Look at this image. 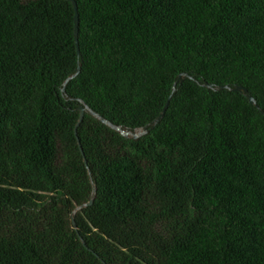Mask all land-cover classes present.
<instances>
[{
    "label": "trees",
    "instance_id": "obj_1",
    "mask_svg": "<svg viewBox=\"0 0 264 264\" xmlns=\"http://www.w3.org/2000/svg\"><path fill=\"white\" fill-rule=\"evenodd\" d=\"M75 1L0 0V264H264V0Z\"/></svg>",
    "mask_w": 264,
    "mask_h": 264
},
{
    "label": "water",
    "instance_id": "obj_2",
    "mask_svg": "<svg viewBox=\"0 0 264 264\" xmlns=\"http://www.w3.org/2000/svg\"><path fill=\"white\" fill-rule=\"evenodd\" d=\"M73 4V8H74V15H73V35H74V41H75V46H76V50L77 53H79V47H78V23H79V17H78V10H77V3L75 0H70ZM79 72V66H77L75 72L66 79V81L72 77H74L77 73ZM186 73H179L177 75V78L174 81V85L177 81H179L183 76H186ZM204 86L208 87V88H215V86H213V84L208 83V82H204L203 83ZM217 88L219 89H231V90H237V91H242L245 96L247 97L248 101L250 103H252L253 105H255L263 114H264V110L261 109L259 107V105L257 104L255 98L250 95L249 93H247V89L242 86V85H237L235 87H229L228 85H218ZM62 91H64V86L62 87ZM77 100L80 101V104L78 105V110H79V122L81 121L85 110H87L90 114H92L93 116L97 117L99 120H101L102 122L106 123L107 125H109L110 127H112L113 129H116L118 131H120L124 136H128L127 133L122 132L123 130H121L122 128L118 125H115L113 123H111L110 121H108L107 119L103 118L101 115H99L97 112L93 111L88 105L83 104V100L76 98ZM169 102V98H167L165 104L163 105V107L161 108V111L159 112V114L154 117L151 121H149L148 123H146L145 125L134 129V131L131 132V135L128 137H132V138H137L140 135L147 133L150 129H152L155 124L161 119V117L164 114V111L168 105ZM92 202V200H89L86 204H90Z\"/></svg>",
    "mask_w": 264,
    "mask_h": 264
},
{
    "label": "rangeland",
    "instance_id": "obj_3",
    "mask_svg": "<svg viewBox=\"0 0 264 264\" xmlns=\"http://www.w3.org/2000/svg\"><path fill=\"white\" fill-rule=\"evenodd\" d=\"M121 130H123L122 132H124V133H127L128 134V136H130L131 135V132L132 131H134V130H128V129H121ZM121 133V132H120ZM122 134V133H121Z\"/></svg>",
    "mask_w": 264,
    "mask_h": 264
}]
</instances>
